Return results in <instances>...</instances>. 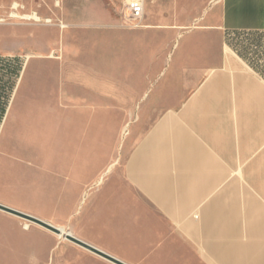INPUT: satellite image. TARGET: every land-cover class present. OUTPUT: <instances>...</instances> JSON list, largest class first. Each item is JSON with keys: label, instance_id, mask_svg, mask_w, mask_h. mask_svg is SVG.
Here are the masks:
<instances>
[{"label": "crops", "instance_id": "obj_1", "mask_svg": "<svg viewBox=\"0 0 264 264\" xmlns=\"http://www.w3.org/2000/svg\"><path fill=\"white\" fill-rule=\"evenodd\" d=\"M219 4L203 31L161 34L145 61L137 34L124 38L128 45L115 36L112 81L94 83L82 66L70 82L81 96L67 91L35 105L45 116L34 122L32 145L18 149L32 151L33 161L0 160V181L15 184L2 187L9 196L0 203L48 206L54 223L127 264H264V78L225 38L264 31V0ZM143 62L150 123L122 163L106 164L122 122L144 120L136 100L129 110L123 104V90L138 89ZM90 89L102 98L91 103ZM22 179L32 187L21 188Z\"/></svg>", "mask_w": 264, "mask_h": 264}, {"label": "rangeland", "instance_id": "obj_2", "mask_svg": "<svg viewBox=\"0 0 264 264\" xmlns=\"http://www.w3.org/2000/svg\"><path fill=\"white\" fill-rule=\"evenodd\" d=\"M146 1L147 19L144 25L132 28L126 23L119 0H0V62L9 63L16 70L12 79L16 85L10 99L15 93L12 101L15 110L10 112L4 131L0 134V160L4 165L33 161L32 151L20 152L18 149L32 145L34 122L45 116L35 113V105L61 98L67 91L81 96L82 90L75 85L71 89L70 82L73 76L81 79L82 66L89 70L90 81L94 83L104 77L107 81L113 80L115 36L121 35L122 43L128 45L129 41H124V38L128 39L130 33L137 34L141 46L139 54L145 61L146 54H155L157 47L154 44L161 45V34L203 31L204 17L210 11L219 15L221 0ZM261 34L264 31L229 32L225 38L234 50L237 48L244 52ZM145 69L143 62L142 79L139 80L138 89L132 91V96L129 90L125 94L126 90H123L124 106L129 110V103L136 100V115L140 114L144 120L122 122L121 136L110 145V152L105 154L106 164L115 161L122 163L135 138L150 123L148 119L153 108L144 107L151 94ZM18 84L20 87L17 89ZM96 92L97 89L89 90L91 103L102 98ZM109 100L106 98L105 101ZM46 116L49 119L48 114ZM9 128L11 132L20 130L22 136H7ZM30 182L22 179L21 188L32 187ZM10 184L15 185L10 181H0V197L9 196L2 187ZM18 202L24 206L20 211L57 227H65L54 223L59 218L50 216L48 206H35L32 201ZM0 264L114 263L37 223L0 210Z\"/></svg>", "mask_w": 264, "mask_h": 264}, {"label": "trees", "instance_id": "obj_3", "mask_svg": "<svg viewBox=\"0 0 264 264\" xmlns=\"http://www.w3.org/2000/svg\"><path fill=\"white\" fill-rule=\"evenodd\" d=\"M235 51L264 78V34L254 38L244 52L237 48ZM15 73L11 64L0 62V125L16 85V81L12 80Z\"/></svg>", "mask_w": 264, "mask_h": 264}, {"label": "water", "instance_id": "obj_4", "mask_svg": "<svg viewBox=\"0 0 264 264\" xmlns=\"http://www.w3.org/2000/svg\"><path fill=\"white\" fill-rule=\"evenodd\" d=\"M0 210H3L5 212L11 213L13 215L22 217V218L27 219V220H29L31 222L37 223V224H39V225H41V226H43V227H45V228L57 233V234H63L62 228L57 227V226H55V225H53V224H51L49 222H46V221H44V220H42V219H40V218H38V217H36L34 215L25 213L23 211L17 210L15 208H12V207H9V206H6V205H4L2 203H0ZM65 237H66V239H68V240H70V241H72V242H74V243H76V244L88 249L89 251H91V252H93V253H95V254H97V255H99V256H101V257H103V258H105V259H107V260H109V261H111V262H113L115 264H127V263L123 262L122 260H120V259H118V258H116V257H114V256H112V255L100 250L99 248H97V247H95V246H93V245H91V244H89V243H87V242H85V241L73 236L70 233L66 234Z\"/></svg>", "mask_w": 264, "mask_h": 264}, {"label": "built area", "instance_id": "obj_5", "mask_svg": "<svg viewBox=\"0 0 264 264\" xmlns=\"http://www.w3.org/2000/svg\"><path fill=\"white\" fill-rule=\"evenodd\" d=\"M122 14L130 27L144 25L146 18V0H119Z\"/></svg>", "mask_w": 264, "mask_h": 264}, {"label": "bare ground", "instance_id": "obj_6", "mask_svg": "<svg viewBox=\"0 0 264 264\" xmlns=\"http://www.w3.org/2000/svg\"><path fill=\"white\" fill-rule=\"evenodd\" d=\"M16 4H18V3H16ZM59 4V3H58ZM38 17V16H37ZM27 226H29L28 224H27ZM62 230H63V234H59V236H61V237H65L66 236V234H68V233H70L69 231H67V230H65V228H62ZM71 234V233H70ZM66 238V237H65Z\"/></svg>", "mask_w": 264, "mask_h": 264}]
</instances>
